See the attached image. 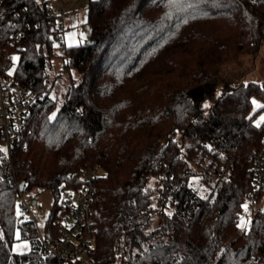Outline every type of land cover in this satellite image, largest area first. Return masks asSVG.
Listing matches in <instances>:
<instances>
[{
    "label": "trees",
    "instance_id": "1",
    "mask_svg": "<svg viewBox=\"0 0 264 264\" xmlns=\"http://www.w3.org/2000/svg\"><path fill=\"white\" fill-rule=\"evenodd\" d=\"M24 7L13 76L46 95L12 149L26 190L59 196L86 163L103 167L92 202L94 264H254L264 213L241 229L239 221L251 152L264 148V81L225 82L217 93L215 75L261 43L264 0H90V36L68 47L45 0L11 1L4 22ZM56 47L69 77L61 101L47 72ZM6 170L0 151V175ZM16 199L0 180V264H38L23 263L39 244ZM18 239L30 240L28 252L12 251Z\"/></svg>",
    "mask_w": 264,
    "mask_h": 264
},
{
    "label": "built area",
    "instance_id": "2",
    "mask_svg": "<svg viewBox=\"0 0 264 264\" xmlns=\"http://www.w3.org/2000/svg\"><path fill=\"white\" fill-rule=\"evenodd\" d=\"M13 0H0V151L5 155L7 170L0 175V180L14 189L17 195V212L24 215L29 211V202L33 200L25 184L21 188L18 169L12 159V149L23 138L27 120L31 112L45 98L44 91H38L16 79L12 63L14 53H19L23 45L25 27L29 24L28 13L14 8L4 22L6 11ZM53 21L62 27V19L55 15L47 5ZM252 185L248 191L245 206L248 209L264 213V148L251 152ZM104 175L103 167L96 163H86L79 172L77 184H61L58 187L59 200L51 225L42 233L35 222L38 241L37 252L25 259L38 264H94L92 253L95 241L92 202L98 190L97 182ZM261 255L254 259V264H264V237L261 239ZM30 250V249H29ZM23 251V252H28Z\"/></svg>",
    "mask_w": 264,
    "mask_h": 264
},
{
    "label": "rangeland",
    "instance_id": "3",
    "mask_svg": "<svg viewBox=\"0 0 264 264\" xmlns=\"http://www.w3.org/2000/svg\"><path fill=\"white\" fill-rule=\"evenodd\" d=\"M54 52L55 54L50 58V61H48L47 72L50 77V85L53 87L52 93L59 101H61L64 95V90L69 82V77L65 70L64 59L60 55L61 49L56 47ZM18 57L19 53H14L12 63L15 66ZM70 74L75 78L78 76L75 69H72ZM248 81H264V37H262L261 43L257 48L243 52L235 59L229 60L220 66L219 71L215 75V89L218 93L225 82L238 85ZM209 105L210 102L208 100L204 102L205 108H208ZM261 117H264V115H259L257 121H259ZM175 137L182 143H185L180 132H177ZM148 184L151 187V201L155 209L150 223V228H153L159 223L160 219L156 177H151ZM26 194H29L32 199L36 200V202L33 203L32 200H30L28 204L29 211L24 215H20L18 212L17 214L21 216L22 219H35L38 229L44 233L49 216L55 215L59 208V196H57V193L51 188L40 187H33L28 190ZM253 215L254 211L246 208L244 202L241 219L239 221V228L241 229L247 226ZM30 245L31 242L29 239H18L13 243L12 251H27L30 249Z\"/></svg>",
    "mask_w": 264,
    "mask_h": 264
},
{
    "label": "crops",
    "instance_id": "4",
    "mask_svg": "<svg viewBox=\"0 0 264 264\" xmlns=\"http://www.w3.org/2000/svg\"><path fill=\"white\" fill-rule=\"evenodd\" d=\"M53 13L62 19V42L73 46L87 40L90 25L87 22V7L90 0H45Z\"/></svg>",
    "mask_w": 264,
    "mask_h": 264
},
{
    "label": "water",
    "instance_id": "5",
    "mask_svg": "<svg viewBox=\"0 0 264 264\" xmlns=\"http://www.w3.org/2000/svg\"><path fill=\"white\" fill-rule=\"evenodd\" d=\"M23 185H24V181H21V184H20L21 188L23 187ZM32 202H33V203H35V202H36V200H35V199H33V200H32Z\"/></svg>",
    "mask_w": 264,
    "mask_h": 264
},
{
    "label": "snow or ice",
    "instance_id": "6",
    "mask_svg": "<svg viewBox=\"0 0 264 264\" xmlns=\"http://www.w3.org/2000/svg\"><path fill=\"white\" fill-rule=\"evenodd\" d=\"M15 59V58H14ZM262 119H264V118H262Z\"/></svg>",
    "mask_w": 264,
    "mask_h": 264
}]
</instances>
